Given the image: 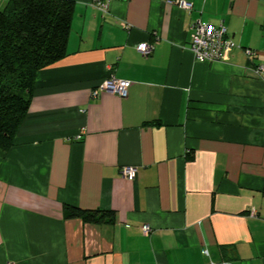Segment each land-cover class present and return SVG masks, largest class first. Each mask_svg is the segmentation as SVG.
I'll return each mask as SVG.
<instances>
[{"label":"crops","instance_id":"1","mask_svg":"<svg viewBox=\"0 0 264 264\" xmlns=\"http://www.w3.org/2000/svg\"><path fill=\"white\" fill-rule=\"evenodd\" d=\"M186 1L74 0L67 54L0 149V264H264V0ZM197 22L236 47L196 60ZM112 76L128 96L94 95Z\"/></svg>","mask_w":264,"mask_h":264},{"label":"trees","instance_id":"2","mask_svg":"<svg viewBox=\"0 0 264 264\" xmlns=\"http://www.w3.org/2000/svg\"><path fill=\"white\" fill-rule=\"evenodd\" d=\"M74 0H7L0 9V149L8 151L29 111L38 71L61 60L74 17ZM66 219L113 223L112 209L65 203Z\"/></svg>","mask_w":264,"mask_h":264},{"label":"built area","instance_id":"3","mask_svg":"<svg viewBox=\"0 0 264 264\" xmlns=\"http://www.w3.org/2000/svg\"><path fill=\"white\" fill-rule=\"evenodd\" d=\"M170 3H176L184 9H191L192 3L186 0H168ZM100 10L106 11L109 8V0H92ZM236 47V43L233 38L228 34V29L223 23L216 26L211 24H205L197 22L194 25V34L192 36L191 50L198 61H219L227 53L232 51ZM154 45L149 43H141L137 46V50L148 56L153 52ZM252 53V51L248 50ZM253 54V53H252ZM259 74H264V67L260 66L257 70ZM131 81L118 79L112 76L106 79L99 88L95 91L94 95L98 94V91H107L116 93L120 97H127L129 89L131 87ZM137 173V167L125 166L122 168V175L125 178H134ZM151 227L148 225L143 227V232L149 234ZM205 254L209 255L208 250H205ZM14 264V263H9Z\"/></svg>","mask_w":264,"mask_h":264},{"label":"rangeland","instance_id":"4","mask_svg":"<svg viewBox=\"0 0 264 264\" xmlns=\"http://www.w3.org/2000/svg\"><path fill=\"white\" fill-rule=\"evenodd\" d=\"M7 4V0H0V9H4Z\"/></svg>","mask_w":264,"mask_h":264}]
</instances>
